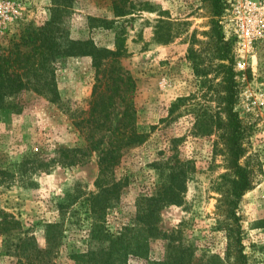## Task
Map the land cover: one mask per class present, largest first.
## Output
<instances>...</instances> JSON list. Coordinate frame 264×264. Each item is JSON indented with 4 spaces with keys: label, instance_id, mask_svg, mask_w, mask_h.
<instances>
[{
    "label": "rangeland",
    "instance_id": "rangeland-1",
    "mask_svg": "<svg viewBox=\"0 0 264 264\" xmlns=\"http://www.w3.org/2000/svg\"><path fill=\"white\" fill-rule=\"evenodd\" d=\"M67 1L0 0V51L27 27L48 22L55 53L63 37L113 51L117 35L126 54L113 74L121 78V68L132 79L128 95L144 139L122 149L114 169V181L128 185L116 193L99 188V152L112 149L127 83L116 79L97 90L90 56L54 64L53 103L31 90L14 97L13 107L0 111V221L13 219L18 227L9 238L0 235V264H28L33 247L49 252L52 264L86 262L90 251L120 235L124 247L136 199L168 183L169 170L155 165L175 154L189 162L181 202L160 209L148 253L128 255L126 264L162 263L179 245L192 250V264H239L241 255L264 264V0ZM234 119L238 164L252 187L234 199L240 228L230 220L229 241L221 200L236 181L226 138ZM88 137L102 142L92 146ZM64 149L85 154L67 166Z\"/></svg>",
    "mask_w": 264,
    "mask_h": 264
},
{
    "label": "trees",
    "instance_id": "trees-1",
    "mask_svg": "<svg viewBox=\"0 0 264 264\" xmlns=\"http://www.w3.org/2000/svg\"><path fill=\"white\" fill-rule=\"evenodd\" d=\"M67 1V0H64ZM67 2H70L68 0ZM217 3V0L215 1ZM60 8H62L60 6ZM116 16H125V12L118 7H114ZM54 25L53 22L46 23L42 28L27 27L24 30V35H21L18 41H11L8 48L0 51V111L12 108L14 97L24 91H34L42 95H49V100L53 103L57 100L58 95L54 90V64L63 61L67 57L72 56H90L92 65L95 69L96 78L98 76L97 90L105 86H113L116 79H121L127 83V91L122 99L123 103V121L121 125L115 129L111 136L112 149L100 151L98 160L99 177L96 185L99 188L109 186V190L113 193L119 191L121 186H127L125 183L114 181V169L120 161V152L122 149L129 151L130 149L142 144L144 136L137 131L135 120V107L133 97L129 96L135 86L132 85V79L128 74H123L120 69L121 78L113 73V65H120V59L126 54L123 39L117 35L115 37L114 50L97 48L90 41H73L67 37H63V46L55 53L54 44ZM65 38V39H64ZM30 47L29 52H24L23 48ZM118 68V67H117ZM118 74V72H117ZM126 75V76H123ZM102 91H98L97 97H101ZM11 97V101L8 98ZM47 97V96H46ZM230 127L232 133L226 136L231 146L230 152L233 156L234 175L236 181L233 182L232 188L225 190V195L221 200L223 205H227V209L223 210L225 214L227 236L229 241L234 238L233 226L230 223L231 219L237 223V233L239 232L238 219L235 217L234 209L237 205L234 199H239L246 191L251 189V184L248 179V170L238 164L242 151L241 142L239 141V124L237 120H232ZM92 146L99 145L102 140L94 141L93 138H87ZM64 164L67 166H75L79 164L84 157L81 149L62 150ZM156 168L163 169L166 167L169 172L166 175L168 183L161 186V189L153 195H142L136 199V214L133 218L131 229H127L129 235L124 247L118 246L122 243L123 237L116 236L108 238L109 245L107 248L90 251L86 255V262L82 260L77 264H126L128 255L142 258L148 253L149 238L156 237L158 212L166 205H177L181 202L180 195L187 180V169L189 162L181 160L177 154L173 155L172 159L167 162L157 163ZM160 170V169H159ZM18 227V223L13 219L3 218L0 221V235L5 237L12 236V232ZM53 226H48L49 231ZM159 234V232H157ZM124 236V235H123ZM240 236V235H239ZM106 238V237H105ZM240 251L242 248L241 241L237 240ZM35 254L33 257H28V264H52L47 259V251L38 250L33 247ZM192 250L185 246H176L169 248L167 256L162 263L156 264H192ZM239 264H248L245 256L241 255Z\"/></svg>",
    "mask_w": 264,
    "mask_h": 264
}]
</instances>
